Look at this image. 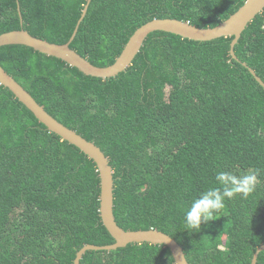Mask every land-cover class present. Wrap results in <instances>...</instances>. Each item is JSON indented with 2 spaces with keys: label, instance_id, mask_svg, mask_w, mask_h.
Wrapping results in <instances>:
<instances>
[{
  "label": "trees",
  "instance_id": "obj_1",
  "mask_svg": "<svg viewBox=\"0 0 264 264\" xmlns=\"http://www.w3.org/2000/svg\"><path fill=\"white\" fill-rule=\"evenodd\" d=\"M247 0H91L71 48L98 67L115 63L154 19L213 28ZM88 0H0V35L26 30L70 41ZM233 37L197 42L157 31L110 79L83 74L23 45L0 65L60 123L95 143L114 176V214L126 231L174 238L189 264H252L264 245V10ZM259 169L257 190L225 200L200 232L185 229L191 202L217 171ZM96 163L49 131L0 85V264H74L86 245L115 243L100 213ZM81 264H176L165 245L89 251ZM257 264H264V252Z\"/></svg>",
  "mask_w": 264,
  "mask_h": 264
},
{
  "label": "water",
  "instance_id": "obj_2",
  "mask_svg": "<svg viewBox=\"0 0 264 264\" xmlns=\"http://www.w3.org/2000/svg\"><path fill=\"white\" fill-rule=\"evenodd\" d=\"M91 0L83 11L82 17L71 37L66 44H55L46 40L34 37L28 31L16 30L0 35V48L10 45H23L34 49L42 54L56 57L65 61L68 65L76 67L83 74L101 79H110L125 72L140 53L147 37L157 31L172 33L197 42H208L223 37H233L231 43V56L237 60L235 46L242 37L247 26L264 10V0H247L245 4L231 17L213 28H199L188 22L177 19H154L139 29L131 36L124 47L121 55L114 64L107 67L93 65L86 58L71 48V43L75 39L80 24L85 18ZM256 81L264 87L263 80L257 76L256 72L249 68ZM0 85L8 88L13 95L25 105L35 117L44 124L47 129L63 140L79 148L89 158H91L98 168L101 180L100 213L104 226L114 238L115 243L107 246L86 245L78 253L74 264H81L84 255L89 251H112L125 248L130 244H151L165 245L172 253L176 264H189L181 245L171 236L158 230H138L126 231L121 228L114 214V176L113 168L108 157L93 142L86 140L76 131L68 128L50 115L43 106L6 70L0 65ZM264 252V245L259 247L254 254L252 264H257L260 253Z\"/></svg>",
  "mask_w": 264,
  "mask_h": 264
},
{
  "label": "clouds",
  "instance_id": "obj_3",
  "mask_svg": "<svg viewBox=\"0 0 264 264\" xmlns=\"http://www.w3.org/2000/svg\"><path fill=\"white\" fill-rule=\"evenodd\" d=\"M259 175V169H248L240 174L217 171V186L201 192L186 210L185 229L189 232H200L203 225L216 220L217 215L225 208L226 199L231 200L237 196L247 199L261 183Z\"/></svg>",
  "mask_w": 264,
  "mask_h": 264
}]
</instances>
